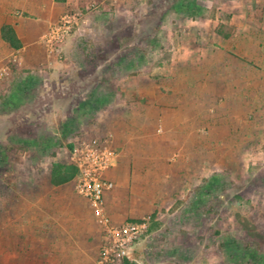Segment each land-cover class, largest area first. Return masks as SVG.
<instances>
[{
    "label": "rangeland",
    "instance_id": "obj_1",
    "mask_svg": "<svg viewBox=\"0 0 264 264\" xmlns=\"http://www.w3.org/2000/svg\"><path fill=\"white\" fill-rule=\"evenodd\" d=\"M246 2L72 0L59 12L49 9L51 23L33 25L39 38L30 46L38 63L0 97V264H33L39 242L55 238L50 221L41 225L33 210L25 215L30 204L22 196L39 186L57 191L47 179L52 165H73L75 147L100 140L91 128V96L125 74L214 78L206 104L239 119L240 127L242 119L251 122L245 136L235 137L234 150L211 154L221 166L205 168L202 184L144 217L151 218L149 237L132 258L138 264H264V40L252 44L243 39L244 26L232 23L235 15L243 19ZM77 12L79 26L71 25L64 43H49L50 32ZM11 15L29 17L20 8ZM211 60L221 68L213 71ZM17 66L12 62V71ZM77 81L78 88L68 87Z\"/></svg>",
    "mask_w": 264,
    "mask_h": 264
},
{
    "label": "crops",
    "instance_id": "obj_2",
    "mask_svg": "<svg viewBox=\"0 0 264 264\" xmlns=\"http://www.w3.org/2000/svg\"><path fill=\"white\" fill-rule=\"evenodd\" d=\"M71 1L0 0V97L19 87L16 76L24 74L28 68L34 69L38 63L33 62L35 52L30 46V41L39 38L33 25L51 23L49 9L56 6L59 12ZM13 8L24 10L29 17L14 18L11 15ZM232 23L244 26L243 39L252 44L257 40L262 42L264 32L258 28L264 27V0L246 2L243 19L235 15ZM5 25L14 28L22 42L21 49L15 50L3 40ZM238 32L236 35L240 34V29ZM12 62H18L15 71H12ZM212 62L213 71L221 68ZM125 75L103 83L101 92L91 96L96 104L88 107L96 121L91 128L97 129L100 140L116 153L105 174L115 184L105 202L106 210L116 224L141 220L183 200L189 190L202 184L205 168L221 166L219 161L211 159V154L234 150L235 137L245 136L246 127H251L248 118L242 119L240 127L236 124L241 122L239 119L220 114L217 106L206 104V90L214 85V78L206 76L197 82L177 75L175 78H167V75L155 78L153 74ZM25 82L28 81L23 79L22 83L29 86ZM80 84L82 82L77 81L68 87L75 89ZM84 114L88 116V111ZM47 179L57 191L47 193L39 186L34 195L26 193L22 196L31 206L25 215L33 210L37 222L38 216L41 225L50 221V226L46 227H52L56 234L53 240L39 242L40 251L32 263L95 264L102 233L89 203L76 193L74 180L53 186L52 170Z\"/></svg>",
    "mask_w": 264,
    "mask_h": 264
},
{
    "label": "built area",
    "instance_id": "obj_3",
    "mask_svg": "<svg viewBox=\"0 0 264 264\" xmlns=\"http://www.w3.org/2000/svg\"><path fill=\"white\" fill-rule=\"evenodd\" d=\"M81 16L79 12L66 16L62 24L50 32L49 43L61 46L70 34L71 25L79 26ZM72 155L73 165L78 168L74 179L76 193L89 203L102 233L96 264L136 263L132 255L137 245L149 237L151 218L116 224L106 210V195L114 190L115 184L105 174L111 168L116 153L104 141L92 140L83 141L75 147Z\"/></svg>",
    "mask_w": 264,
    "mask_h": 264
},
{
    "label": "trees",
    "instance_id": "obj_4",
    "mask_svg": "<svg viewBox=\"0 0 264 264\" xmlns=\"http://www.w3.org/2000/svg\"><path fill=\"white\" fill-rule=\"evenodd\" d=\"M56 1L65 2L66 0H56ZM221 36H223L224 38H228V36H224L222 34ZM2 38L7 44H9L15 50H19L23 46L21 40L18 38L12 26L5 25L2 28ZM18 95L22 96V93L19 91ZM52 157H55V155H52ZM77 175H78V168L76 166L55 163L52 166L51 183L53 186L66 185L72 182ZM127 264H137V263L128 262Z\"/></svg>",
    "mask_w": 264,
    "mask_h": 264
}]
</instances>
